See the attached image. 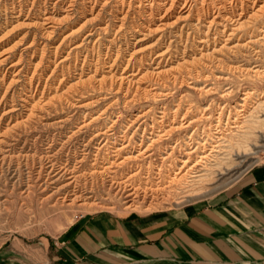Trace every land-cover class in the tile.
<instances>
[{
  "label": "rangeland",
  "instance_id": "374dc122",
  "mask_svg": "<svg viewBox=\"0 0 264 264\" xmlns=\"http://www.w3.org/2000/svg\"><path fill=\"white\" fill-rule=\"evenodd\" d=\"M148 1L0 0V251L11 259L59 264L72 227L82 228L87 219L211 206L234 194L254 169L264 165V105L254 108L253 98L252 114L239 133L244 136L239 151L221 154L222 165L231 170L217 180L174 192L175 196H140L135 208L110 187L105 175L80 178L82 198L75 201L73 195L55 194L64 180L42 186L46 174L40 180L38 171L47 150L60 161L75 163L88 147L90 155L83 161L88 168L101 140L90 138L110 124L118 135L131 124L129 135L137 129L134 139H139L144 126L151 128L165 107L171 118L180 105L179 122L187 108H192V117L209 106L215 123L227 103L225 122L244 88L264 89V73L259 79L243 68V55L251 48L233 46L253 31L258 33L261 20L252 22L248 29L253 31L242 27L236 36L224 39L235 24L224 14L240 0ZM224 24L221 35L217 32ZM207 35L208 40L200 41ZM259 59L264 64V53ZM228 87L232 91L226 93ZM134 148L122 155L136 152ZM133 168L118 170L124 175ZM145 174L137 181L146 182ZM223 180L227 184L219 187Z\"/></svg>",
  "mask_w": 264,
  "mask_h": 264
},
{
  "label": "bare ground",
  "instance_id": "6f19581e",
  "mask_svg": "<svg viewBox=\"0 0 264 264\" xmlns=\"http://www.w3.org/2000/svg\"><path fill=\"white\" fill-rule=\"evenodd\" d=\"M154 1L155 0H149L148 3L151 2L152 4ZM173 1L174 0H172V2ZM184 2L186 3L187 0H184ZM152 12L153 10L151 9L150 13ZM224 15L225 20L235 21L234 26L231 27L230 30L226 31L225 26L227 24H224L223 29L220 30V28V32H217L221 35L222 32H227L226 34L228 36L224 38L225 41L236 36L239 33V29L242 27L247 28L248 31L244 29L246 32L253 31L248 29L252 22L254 20H261V24L259 23L256 28L258 33L255 34V30L253 33L249 34V37L245 41H239L233 44L234 47L239 49L241 47L251 48L243 55L246 61V65L243 66V68L247 73H253V75L260 79V76L264 73V64L261 63L259 59L264 53V0H247V2L240 0L239 3H234L230 13H225ZM199 17L200 16L197 18L198 20L200 19ZM45 18H49V16L46 15ZM212 21L213 18L208 21L209 29ZM246 32L245 34H247ZM206 37L207 39L204 37L205 39L201 38L200 41L203 42L208 40V35ZM214 38L216 39L217 35H214ZM129 62L130 61H128V63ZM128 63L125 68L128 66ZM257 81L259 82V80ZM154 88H156V86H154ZM210 88L211 87L207 88V90H210ZM158 91L159 90H156L155 92ZM231 91L232 89L230 88L226 93ZM159 93L166 94V92L162 90H160ZM241 94L240 100L238 102L236 101L237 106L228 109L227 120L225 122H223L222 119L227 103H221L223 106L216 116L217 122L215 123H213L214 114L211 112L208 113L209 106L202 108L201 115L192 117H189L192 108H187L182 114L179 122H176L178 121L176 118L178 112H181L182 109L180 105L172 111L171 114H173V116L171 118L168 116V111L165 107L162 111L159 110L161 114L157 120L152 121L150 124L151 128L144 126L142 134L140 135L141 138L139 139H134L137 129L133 131L132 135H129L128 128L131 124H128L127 128L122 130L119 135L116 131L111 129L113 124H110L107 129L98 130L90 138V140L99 138L101 140H99V145L95 146L96 151L93 154V160L88 168L83 166V161L90 155L88 147L85 148V153H83L82 157L78 158L75 163H72L69 159L60 161L51 153V149L47 150L43 156L46 162L43 163V161H41L38 178L42 180L43 177L41 179L40 175L45 171L46 177H44L45 180L41 183L44 188L50 186L52 183H58L64 180L61 185L56 186L54 190L55 194L63 193V198L73 195L71 200L75 201L82 196V193H79L78 190L81 181L80 178L89 175L94 179L105 175V177H108L107 180L110 182V187L115 188L121 193L125 202H130L128 206L134 208L138 207L135 201L138 200L140 196H143L144 200L148 196L156 197L162 193L174 195V192H186L190 186L203 184L214 178L217 180L220 174H228L229 172L226 170H231L229 166H227L229 168L224 167V157L221 156V154H232L235 150L239 151L237 148L241 147V142L244 140V136L239 133L245 126L244 123L246 119H248L247 117L252 114V111H249L250 100H253V98L256 99L253 100L254 103H257L254 108L259 107L261 104L264 105V89L258 92L254 87L253 89L244 88ZM141 115H144V113L140 114V116ZM167 121H169V124H166ZM113 122H115V120H113ZM142 123H145L144 120ZM83 125L84 124L81 126ZM166 125L168 126L165 127ZM191 127H194V129L188 134L187 131ZM77 131H79V129L73 131L72 134L68 136V139L72 138ZM111 138H114V141H112ZM166 138L170 139L166 141ZM235 139L237 140L235 141ZM110 142H112V144ZM129 148H134L136 152H127L122 155V153ZM246 152L247 151H245V153ZM127 166L134 167V170L122 175L118 167L122 168ZM233 166L235 167L236 165ZM144 171L146 172V176L144 177L147 179L146 182L143 181L145 184L136 179L137 176L144 173ZM226 184L227 182L223 180L218 186L221 187ZM215 188H217V186L209 187L206 191Z\"/></svg>",
  "mask_w": 264,
  "mask_h": 264
},
{
  "label": "crops",
  "instance_id": "0c3cea01",
  "mask_svg": "<svg viewBox=\"0 0 264 264\" xmlns=\"http://www.w3.org/2000/svg\"><path fill=\"white\" fill-rule=\"evenodd\" d=\"M83 224L72 227L59 264H264V165L211 206L149 216L96 215ZM0 260L24 264L5 250Z\"/></svg>",
  "mask_w": 264,
  "mask_h": 264
}]
</instances>
